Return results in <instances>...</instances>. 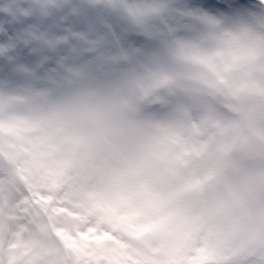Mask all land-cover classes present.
Wrapping results in <instances>:
<instances>
[{
  "label": "rangeland",
  "instance_id": "374dc122",
  "mask_svg": "<svg viewBox=\"0 0 264 264\" xmlns=\"http://www.w3.org/2000/svg\"><path fill=\"white\" fill-rule=\"evenodd\" d=\"M12 0H0V5ZM104 13L92 19L107 26L120 50L119 64L150 51L165 35L181 31L177 59L215 71L235 73L230 96L237 107L264 97L255 76L264 74V15L239 11L231 16L193 11L205 0H97ZM256 0H249V8ZM227 23L231 31L225 32ZM103 53L79 61L92 71L109 64ZM221 79H223L221 77ZM197 92L204 122L212 124L219 105L217 89L205 82ZM46 93L38 84L0 79V261L3 264H213L205 249L187 252L190 220L168 210L149 192L124 187L99 191L93 175L105 162L65 147L60 130L44 109ZM228 107H233L229 104ZM182 139V138H181ZM199 181L196 182L198 184ZM195 189L196 185L190 186ZM195 223V218L191 219Z\"/></svg>",
  "mask_w": 264,
  "mask_h": 264
},
{
  "label": "clouds",
  "instance_id": "9594fccd",
  "mask_svg": "<svg viewBox=\"0 0 264 264\" xmlns=\"http://www.w3.org/2000/svg\"><path fill=\"white\" fill-rule=\"evenodd\" d=\"M152 7L166 12L173 5L161 0ZM244 11L264 15V5ZM186 39L175 31L150 51L108 61L105 70L77 66L38 84L46 93L44 113L66 148L105 162L93 175L99 191H146L168 210L185 212L187 252L203 248L213 264H264V97L237 107L230 96L236 74L219 60L212 71L177 59ZM253 78L264 87V74ZM205 82L218 92L212 124L197 103Z\"/></svg>",
  "mask_w": 264,
  "mask_h": 264
},
{
  "label": "snow or ice",
  "instance_id": "6c2138e0",
  "mask_svg": "<svg viewBox=\"0 0 264 264\" xmlns=\"http://www.w3.org/2000/svg\"><path fill=\"white\" fill-rule=\"evenodd\" d=\"M264 5V0H256ZM193 11L234 14L249 8V0H205ZM106 12L97 0H12L0 5V79L36 84L57 78L79 66V61L103 53L110 58L120 48L111 41L107 26L92 19ZM0 264H3L0 261Z\"/></svg>",
  "mask_w": 264,
  "mask_h": 264
}]
</instances>
